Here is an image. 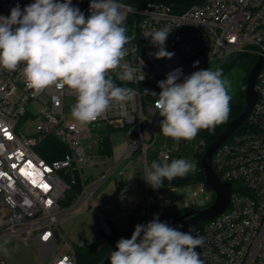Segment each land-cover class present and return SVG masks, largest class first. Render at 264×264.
Returning <instances> with one entry per match:
<instances>
[{"label": "built area", "instance_id": "built-area-1", "mask_svg": "<svg viewBox=\"0 0 264 264\" xmlns=\"http://www.w3.org/2000/svg\"><path fill=\"white\" fill-rule=\"evenodd\" d=\"M33 2L0 0V16H9L17 3L23 10ZM90 3L72 0V6L86 18L91 14ZM119 3L127 35L135 36L125 46L128 53L124 62L135 67L136 75H144V79L121 82L116 78L120 69L109 73L121 86L134 89L136 95L123 105L113 104L96 121L82 126L65 117V98L75 96L69 89L53 85L34 95L20 74L23 64L16 71L0 68V229L25 242L32 237L39 264H87L79 263L75 245L62 228L63 220L74 209H91V193L104 179L88 183L82 178L79 163L87 154L82 140L95 134L98 144L101 130L124 129L130 147L123 158L140 157L144 175L153 155L161 164L184 157L196 164L195 154H180L184 147L181 141L176 143L160 131L163 117L154 106L161 91L158 82L176 69L182 72L179 83L194 71L205 70L214 60L218 68L239 54H249L257 56V62L263 59L255 82L257 100L245 121L247 127L232 133L212 157L221 181L232 184L230 204L209 220L170 227L204 238L203 246L195 249L204 264H264V0H203L183 12H176L175 4L163 1ZM164 27L172 29L164 45L173 53L171 59H157L154 53L158 47L151 37H145ZM27 116L36 119V132L31 135L19 128ZM47 135L66 143L68 152L62 158L48 161L37 152L38 138ZM204 150V142L194 145V152ZM75 172L80 178L74 176ZM79 181L82 189L77 193L73 188ZM144 182V201L139 204L136 195L128 196L126 204L129 213L144 207L145 221L150 222L152 207H164L169 198H159ZM199 186L207 188L204 182ZM137 187L133 182L130 190L135 194ZM214 195L213 191L206 206L213 202ZM101 223L102 234L109 235V220L102 218Z\"/></svg>", "mask_w": 264, "mask_h": 264}, {"label": "clouds", "instance_id": "clouds-1", "mask_svg": "<svg viewBox=\"0 0 264 264\" xmlns=\"http://www.w3.org/2000/svg\"><path fill=\"white\" fill-rule=\"evenodd\" d=\"M89 8L86 18L72 0H34L23 10L17 3L9 16H0V68L16 71L23 64L20 74L34 95L53 85L74 92L71 116L82 126L102 117L113 104L135 98L134 89L117 86L109 73L120 69L116 78L121 82L144 79L124 62L125 46L135 36H128L123 26L119 0H91ZM171 30L164 27L145 34L158 47L157 59L173 56L164 48ZM181 75V69L168 73L158 82V96L152 93L158 97L155 109L163 117L160 131L177 142L190 141L200 130H214L225 122L231 102L230 82L223 78L222 69L194 71L178 83ZM194 168L183 158L164 164L153 161L144 179L158 189L165 179L171 181ZM203 244V237L170 227L154 216L146 225L137 224L130 239H119L117 250L107 258L110 264H204L195 251Z\"/></svg>", "mask_w": 264, "mask_h": 264}, {"label": "rangeland", "instance_id": "rangeland-1", "mask_svg": "<svg viewBox=\"0 0 264 264\" xmlns=\"http://www.w3.org/2000/svg\"><path fill=\"white\" fill-rule=\"evenodd\" d=\"M216 63V60L212 61L206 69L215 70ZM243 74L242 69L233 68L224 77L230 82L229 94L236 92L238 81ZM75 102L76 96H66L64 114L67 119H73L71 108ZM103 126L104 124L97 129ZM19 128L27 135L34 134L36 132V119L30 116L23 118ZM111 140L113 148L111 156L99 155L95 134L89 139L82 140L87 151L85 159L79 163L82 178L88 183H93L108 174L99 186V190L92 196V201H98L97 197L101 193V189L109 184L114 185L115 191L111 198L100 202L98 208L85 211L74 209L65 217L62 228L76 246H85L87 244L97 247L102 246L105 241L104 237L100 235L99 238H95L98 230L102 227L101 219L107 218L116 227L125 228L128 225L129 212L126 204L127 197L136 195L139 204L145 199L142 159L140 157L132 158L131 155L123 158L130 147L127 131L119 129L113 132ZM174 142L177 143V141ZM183 159L195 165L190 158L184 157ZM116 164L117 166L111 171ZM193 171H195V168ZM133 182L138 185L135 194L130 190ZM195 191H197L196 195L194 194ZM153 192L159 198H169L164 207H152L155 213L181 210L191 205L205 207L211 193H213L208 188L202 190L199 182L186 185H162V187L154 189ZM132 213L137 216H143L145 208L139 207ZM0 260L3 264H39L40 257L32 237H29L25 242L19 236L8 235L6 230L0 229Z\"/></svg>", "mask_w": 264, "mask_h": 264}, {"label": "trees", "instance_id": "trees-1", "mask_svg": "<svg viewBox=\"0 0 264 264\" xmlns=\"http://www.w3.org/2000/svg\"><path fill=\"white\" fill-rule=\"evenodd\" d=\"M203 0H194L188 3L183 4H175L173 8L176 12H183L188 9L190 6L196 3H200ZM257 63V56H252L249 54H239L225 62H223L218 68L222 69L223 78L233 69L240 68L244 72L242 78L238 81L236 92L233 94H229L231 96L230 102V112L228 118L225 122L217 125L214 130L202 129L198 132L197 136L192 140H180L184 147L180 149V154H195L197 158L195 164V171L188 172L184 176H177L173 180L169 181L165 179L162 185H186L198 182L205 183V177L202 174V166L201 161L202 157L207 151L209 145L220 135V133L224 130L226 125L238 117L244 110L246 106V88H247V78L251 70ZM215 69V70H216ZM117 86H121L119 81H114ZM247 127V123L242 125L236 131H240ZM115 128H107L100 131L99 141H98V153L101 156H111L113 153L112 148V133L117 131ZM204 142L205 150L202 152H194V145ZM37 152L46 160L52 161L55 159L62 158L67 152L68 147L65 142L60 140L59 138L53 135H47L41 138H38L36 143ZM153 161L159 162L154 155L152 156L151 163ZM74 176L80 178V174L78 172L74 173ZM206 184V183H205ZM206 187L212 190L209 186ZM74 191L80 192L82 189V184L79 181L76 185H74ZM213 191V190H212ZM187 208L181 210H171L166 213H152V216H158L159 219H167L171 217L178 216L182 214ZM146 220L145 215L137 216L134 213L130 212L128 214V225L125 228L116 227L112 221H109L111 226V233L109 235H103L101 228L98 230L95 238H99L100 235L104 237L105 241L102 246L97 247L95 245L90 246H76V252L78 255L79 263H87V264H101L104 255L109 250V248L118 242L119 239L123 238L126 234L132 231L137 224H141Z\"/></svg>", "mask_w": 264, "mask_h": 264}, {"label": "water", "instance_id": "water-1", "mask_svg": "<svg viewBox=\"0 0 264 264\" xmlns=\"http://www.w3.org/2000/svg\"><path fill=\"white\" fill-rule=\"evenodd\" d=\"M129 3H149L155 1L169 2L172 4H183L194 0H119ZM262 58L258 60L254 68L248 75L247 78V88H246V106L243 112L230 121L220 135L209 145L207 151L202 157L201 166L202 174L205 177V183L214 191V200L211 204L203 208H191L185 210L182 214L167 218L159 219L161 222L166 223L169 226L181 225L194 222H202L214 218L225 209L228 208L230 204V195L232 190V184L230 182L221 181L218 173L215 171L212 164V157L216 149L238 128H240L246 121L249 113L251 112L256 100L257 91L255 89V82L262 64ZM111 172V171H110ZM109 173V172H108ZM108 175V174H107ZM106 175V176H107ZM104 176L103 178H105ZM148 222L144 221L141 224L146 225ZM135 229V228H134ZM134 229L126 234L123 238L130 239ZM117 242L112 245L103 257L101 264H110V260L107 258L112 251H116Z\"/></svg>", "mask_w": 264, "mask_h": 264}, {"label": "crops", "instance_id": "crops-1", "mask_svg": "<svg viewBox=\"0 0 264 264\" xmlns=\"http://www.w3.org/2000/svg\"><path fill=\"white\" fill-rule=\"evenodd\" d=\"M115 168V166L111 169V171L113 170ZM106 178V177H105ZM104 178V179H105ZM103 179V180H104ZM101 185V184H100ZM99 185V186H100ZM97 187V188H95L93 191H92V193H91V196H90V206H91V209H93V208H98L99 207V204H100V202H102L103 200H106V199H108V198H111L112 197V195L114 194V191H115V188H114V185H111V184H109V185H107L106 187H104V188H102L101 189V193L98 195V197H97V199H98V201L97 200H93L92 201V196L94 195V194H96V192L99 190V188L100 187ZM128 214H129V212H128ZM68 236V235H67Z\"/></svg>", "mask_w": 264, "mask_h": 264}, {"label": "snow or ice", "instance_id": "snow-or-ice-1", "mask_svg": "<svg viewBox=\"0 0 264 264\" xmlns=\"http://www.w3.org/2000/svg\"><path fill=\"white\" fill-rule=\"evenodd\" d=\"M29 163H31V162H29ZM21 171L23 172V169H21ZM43 187L47 188V185L45 184V185H43ZM49 203H51V201H49ZM44 239H47V236H45Z\"/></svg>", "mask_w": 264, "mask_h": 264}]
</instances>
